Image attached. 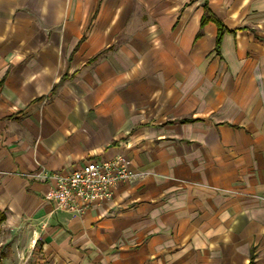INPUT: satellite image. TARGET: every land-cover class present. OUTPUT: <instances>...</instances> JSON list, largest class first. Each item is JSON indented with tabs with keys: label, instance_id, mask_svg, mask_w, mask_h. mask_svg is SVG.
Here are the masks:
<instances>
[{
	"label": "crops",
	"instance_id": "obj_1",
	"mask_svg": "<svg viewBox=\"0 0 264 264\" xmlns=\"http://www.w3.org/2000/svg\"><path fill=\"white\" fill-rule=\"evenodd\" d=\"M120 155L112 199H46ZM0 213V264H264V0H0Z\"/></svg>",
	"mask_w": 264,
	"mask_h": 264
},
{
	"label": "built area",
	"instance_id": "obj_2",
	"mask_svg": "<svg viewBox=\"0 0 264 264\" xmlns=\"http://www.w3.org/2000/svg\"><path fill=\"white\" fill-rule=\"evenodd\" d=\"M143 176L132 171L122 155L109 160H91L71 174L46 175L50 183L46 199L55 204L57 211L83 215L92 206L112 199L121 184Z\"/></svg>",
	"mask_w": 264,
	"mask_h": 264
},
{
	"label": "trees",
	"instance_id": "obj_3",
	"mask_svg": "<svg viewBox=\"0 0 264 264\" xmlns=\"http://www.w3.org/2000/svg\"><path fill=\"white\" fill-rule=\"evenodd\" d=\"M210 21H213L217 24L218 26V29H219V34H218V38H217V49H219L220 47V43H221V40H222V35L225 31V27H224V24L222 23V21H220L219 19L215 18L210 9L206 6L205 8V14L203 16V19H202V27L205 26L208 22ZM4 220V216L0 213V224L3 222Z\"/></svg>",
	"mask_w": 264,
	"mask_h": 264
}]
</instances>
